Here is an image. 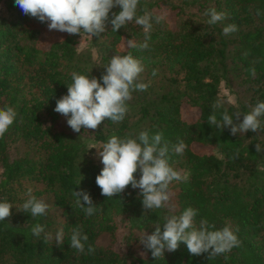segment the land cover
<instances>
[{
	"label": "trees",
	"instance_id": "1",
	"mask_svg": "<svg viewBox=\"0 0 264 264\" xmlns=\"http://www.w3.org/2000/svg\"><path fill=\"white\" fill-rule=\"evenodd\" d=\"M0 5L11 13L0 17V108L10 106L18 113L0 140V202L14 206L11 217L0 222V264H264V153L256 151V144L264 147V132L233 136L207 122L218 100L224 102L216 110L218 119L225 110L235 119V113L247 114L264 102V0H141L138 14L144 8L153 16L167 12L166 20L153 21L147 41L134 22L118 32L108 24L100 37H91L95 58L91 51L77 50L79 35L50 31L46 23L25 15L15 0H0ZM210 8L227 18L208 25L204 13ZM229 24L239 31L225 36ZM128 39L137 47L130 48ZM145 42L149 47L141 50ZM129 53L142 62L141 82L149 87L132 93L125 119L105 120L99 129L79 133L62 126L67 118L54 109L67 94L71 74L99 79L111 58ZM222 87L235 103H229ZM142 131L150 136L162 132L170 146L179 140L187 145L183 155L169 152L170 165L188 176L170 185L174 213L167 208L145 213L140 190L130 185L108 199L96 184L104 166L88 157V146L103 145L114 135L135 138ZM28 188L37 199L45 196L47 216L32 218L17 210L28 199ZM74 191L90 194L95 215H85ZM188 207L198 212L197 227L202 219L216 226L210 230L231 225L240 246L209 259L208 253L191 255L181 244L154 258L139 239L163 225L166 215ZM37 223L53 237L63 229L64 244L33 236ZM74 227L88 235L94 254L88 255L87 247L85 253L71 248ZM119 231L124 252L114 247Z\"/></svg>",
	"mask_w": 264,
	"mask_h": 264
},
{
	"label": "clouds",
	"instance_id": "2",
	"mask_svg": "<svg viewBox=\"0 0 264 264\" xmlns=\"http://www.w3.org/2000/svg\"><path fill=\"white\" fill-rule=\"evenodd\" d=\"M140 3L141 0H15V5L25 15L46 23L50 31L79 35L82 38L85 35L100 37L107 31L108 24L112 25L113 32H118L134 22L141 26L147 41L153 30V21L156 24L162 23L166 20L167 12L153 16L144 8L141 15L138 14ZM115 8H119L120 11L114 12ZM204 15L210 17L207 20L208 25H216L227 18L226 13L218 12L215 8L208 9ZM257 15H260L259 11ZM238 31L239 28L235 24L223 28L225 36ZM127 43L130 48L137 47L134 39H128ZM148 47L147 42L139 45L141 50ZM105 69L106 72L99 79L73 72L72 83L67 86V94L56 101L55 112L65 116L67 124L76 133L82 128L97 130L105 120L113 123L122 122L129 111L128 102L132 99V93L147 91L149 87L148 84L141 82V74L145 71L142 62L131 53L114 56ZM250 71L253 76L256 75L255 67ZM153 75H156L155 70ZM223 103L218 100L212 105V114L207 120L209 125H214L220 131L229 129L233 136L249 131L264 132V124L261 122V117H264V102H257L247 114L235 113V119L225 110L218 119L216 110L222 108ZM17 116L18 113L10 106L0 108V140L4 139ZM162 141V132L150 136L148 131H142L135 138H120L114 135L104 143L102 149H98L97 152L104 165L96 177L101 195L108 199L114 198L123 194L130 185L132 189L140 190L145 213L165 208L174 213L170 185L174 181L186 182L188 176L170 165L169 152L183 155L187 145L183 140L171 146L168 142ZM256 151L264 153V147L256 144ZM238 155L237 152L234 158ZM138 171L141 174L139 179L136 177ZM26 195L28 199L17 210L30 214L32 218L47 216L49 205L37 199L31 188H28ZM73 196L76 197V204L84 209L86 216L96 214L97 206L94 205L89 193L74 191ZM13 207L8 201L0 202V222H5L11 217ZM197 215V210L192 207H188L179 215H166L163 225L157 224L151 235L146 232L141 236L140 244L150 250L154 258L164 257L165 251H177L181 244L186 245L191 255L201 256L208 253L209 259L231 252L233 248L240 246L241 241L231 225L210 230L216 229V226L202 219L197 227L195 223ZM31 232L37 238L43 234L42 240L46 244L53 239L61 246L65 242L63 229L57 231L53 237L51 232L46 231L44 225L37 223ZM88 240V235L74 227L69 243L78 253H85L87 247V254L92 255L96 249Z\"/></svg>",
	"mask_w": 264,
	"mask_h": 264
},
{
	"label": "rangeland",
	"instance_id": "3",
	"mask_svg": "<svg viewBox=\"0 0 264 264\" xmlns=\"http://www.w3.org/2000/svg\"><path fill=\"white\" fill-rule=\"evenodd\" d=\"M10 12L7 11V9L3 6V5H0V17H4V18H10ZM169 18L172 17L171 14H168ZM90 43H91V36H88V35H85L83 38L81 36H79V40H78V45H77V50L80 52V51H91L92 52V55L93 57L95 58V51L92 49V47L90 46ZM222 94L223 95H227V99L228 101H231L230 103H235L236 100H235V97L232 96L231 93L228 92V90H225L223 87H222ZM193 113L189 110L186 109V115L187 116H191ZM64 119H65V116L61 115ZM61 125L62 126H65L67 125V123L63 120L61 122ZM102 146L100 143H94V144H90L87 148V155L88 157L93 161L95 162L96 164L100 165V166H104L102 163H101V160L98 158L97 156V152L99 151L98 149H102ZM0 174H1V169H0ZM44 198L45 196L41 197V200L44 201ZM46 199V198H45ZM47 200V199H46ZM122 237H123V234L121 231H119L117 233V236H116V243H115V249L118 251V252H124V246H123V242H122Z\"/></svg>",
	"mask_w": 264,
	"mask_h": 264
}]
</instances>
